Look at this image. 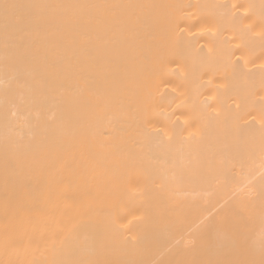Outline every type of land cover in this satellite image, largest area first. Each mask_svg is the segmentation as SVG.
Returning <instances> with one entry per match:
<instances>
[{
    "label": "bare ground",
    "instance_id": "bare-ground-1",
    "mask_svg": "<svg viewBox=\"0 0 264 264\" xmlns=\"http://www.w3.org/2000/svg\"><path fill=\"white\" fill-rule=\"evenodd\" d=\"M4 3L155 7L136 10L147 26L137 25L134 37L128 27L86 23L71 32L25 30L26 45L48 52L49 62L42 61L39 74L26 77L27 87H21L5 71ZM262 11L264 0H0V264L259 260L264 231L259 200L242 209L230 189L207 179H186V194L175 198L173 189L160 187L157 179L145 214V199L129 195V178L149 189L151 181L128 165L127 153L131 140L139 139V125L151 120L170 128L173 112L185 135L203 133L212 142L223 136L225 120L229 126L260 128ZM245 13L243 22L234 19L233 14ZM245 24L254 30L247 31ZM54 59L59 62L53 67ZM17 111L39 130L35 141L25 138L27 146L20 148L7 136ZM50 111L58 120L47 128ZM237 213L246 218L242 227L234 223ZM222 218L223 227H205ZM74 225L80 228L70 246L64 241ZM193 237L196 243L189 246ZM101 245L102 252L97 250Z\"/></svg>",
    "mask_w": 264,
    "mask_h": 264
},
{
    "label": "snow or ice",
    "instance_id": "snow-or-ice-1",
    "mask_svg": "<svg viewBox=\"0 0 264 264\" xmlns=\"http://www.w3.org/2000/svg\"><path fill=\"white\" fill-rule=\"evenodd\" d=\"M155 7L147 4H44V3H4L6 23L4 27L5 45V71H11L16 83L21 87H27L26 77H35L41 69V62L48 66L49 53L41 54L39 50H33V44L26 45L22 32L35 29L56 30L61 28L71 32L86 23L107 28L117 26L128 27L131 35L135 36L137 25L147 26V21L142 15H137L136 10ZM221 7L227 9L228 5ZM233 4L232 8L237 9ZM125 10H128L127 12ZM264 18V11L261 13ZM234 19L243 22L244 16H236ZM247 31H253L252 24H245ZM14 29L13 31H10ZM177 28L183 29L177 24ZM261 35L264 36V19H262ZM67 48L64 49L66 53ZM10 53V54H9ZM63 59V54L59 58ZM11 61V62H10ZM59 60L54 59L51 66H55ZM264 68V65H261ZM55 88V84L52 85ZM38 105L43 106L45 101L37 100ZM176 121L171 127L163 124H153L151 120H145L139 125V139L131 140L128 149V165L138 167L151 181V189L141 187L137 181L129 178L131 185L129 195L132 199H145V214L150 204L146 198L150 191L155 192L156 181L159 179L160 187H171V195L179 198L185 195L183 185L186 179H207L231 190V199L242 209H247L249 204L259 200L262 204L261 211L264 212V122L260 128L254 124L229 126L225 120V129L222 137H217L215 142L208 140L203 133L197 138L194 132H188L181 125L179 115L175 112ZM50 122L46 124L51 128L58 120L55 111H50ZM14 121L7 125V136L9 141L18 148L26 147L25 138L29 142L35 141L39 130L32 123L29 116L22 112L13 113ZM171 121V116L166 118ZM151 125L152 131L147 127ZM126 144L128 140L124 141ZM143 218V215L140 217ZM246 218L242 213H237L234 223L242 227ZM225 220L222 218L216 225L208 222L205 227H223ZM80 225H74L64 243L72 245L78 238ZM217 237L226 239V235L217 232ZM261 258L256 259H230V260H208L200 264H264V231L259 235ZM196 238L187 241L189 246L195 245ZM103 251V245L97 249ZM50 264H139L135 260L108 261L97 259H53Z\"/></svg>",
    "mask_w": 264,
    "mask_h": 264
}]
</instances>
